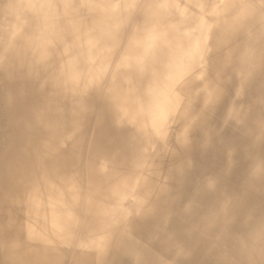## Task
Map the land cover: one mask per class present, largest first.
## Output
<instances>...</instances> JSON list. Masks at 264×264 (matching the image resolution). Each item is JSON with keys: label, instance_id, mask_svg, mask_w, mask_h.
<instances>
[{"label": "bare ground", "instance_id": "6f19581e", "mask_svg": "<svg viewBox=\"0 0 264 264\" xmlns=\"http://www.w3.org/2000/svg\"><path fill=\"white\" fill-rule=\"evenodd\" d=\"M259 133L264 0H0V264H264Z\"/></svg>", "mask_w": 264, "mask_h": 264}, {"label": "rangeland", "instance_id": "374dc122", "mask_svg": "<svg viewBox=\"0 0 264 264\" xmlns=\"http://www.w3.org/2000/svg\"><path fill=\"white\" fill-rule=\"evenodd\" d=\"M259 86H260V85H259ZM259 134H260V133H259ZM229 135H230V134H229ZM252 135H256V132H252V131L250 132V131H249L248 134H247L246 140H244V137H243V136H236V137H237V138L240 137L239 139H241L243 142H246V141H247L246 143L253 144V143H254V139H253V138H252L253 141L251 140V141H252L251 143H250L249 140H248L249 138H251ZM260 135H262V136L264 137V133H262V134H260ZM248 136H249V138H248ZM252 137H253V136H252ZM234 138H235V137H234ZM247 138H248V139H247ZM250 146H251V148H254L253 145H250ZM260 151H264V149H260ZM263 153H264V152H263Z\"/></svg>", "mask_w": 264, "mask_h": 264}]
</instances>
